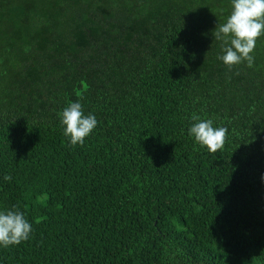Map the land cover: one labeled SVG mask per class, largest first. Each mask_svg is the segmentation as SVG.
Returning <instances> with one entry per match:
<instances>
[{"label": "trees", "instance_id": "1", "mask_svg": "<svg viewBox=\"0 0 264 264\" xmlns=\"http://www.w3.org/2000/svg\"><path fill=\"white\" fill-rule=\"evenodd\" d=\"M231 0H0V264H264V35L229 69ZM98 124L83 145L60 113ZM193 114L227 127L221 150ZM11 175V181L3 179Z\"/></svg>", "mask_w": 264, "mask_h": 264}, {"label": "clouds", "instance_id": "2", "mask_svg": "<svg viewBox=\"0 0 264 264\" xmlns=\"http://www.w3.org/2000/svg\"><path fill=\"white\" fill-rule=\"evenodd\" d=\"M232 10L226 22L216 27L213 33L216 40L222 42L223 55L217 57L231 69L242 62L251 68L254 64L252 53L256 41L264 35V0H231ZM63 134L72 146L83 145L96 128L98 121L95 115H85L78 102H70L59 114ZM194 123L189 128V135L209 152L221 150L227 139V127H213L212 119H202L199 115L191 117ZM3 179L11 181L12 177L5 174ZM264 180V176H262ZM32 225L23 211L15 205L0 211V247L18 245L29 239Z\"/></svg>", "mask_w": 264, "mask_h": 264}]
</instances>
